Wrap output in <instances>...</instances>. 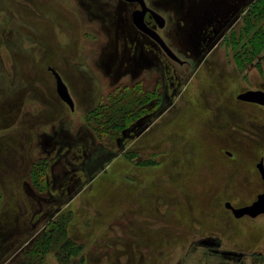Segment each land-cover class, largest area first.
<instances>
[{
	"label": "rangeland",
	"instance_id": "374dc122",
	"mask_svg": "<svg viewBox=\"0 0 264 264\" xmlns=\"http://www.w3.org/2000/svg\"><path fill=\"white\" fill-rule=\"evenodd\" d=\"M145 2L184 64L135 3L0 0V264H195L210 234L264 264V216L223 205L263 190L264 107L237 94L264 90V0Z\"/></svg>",
	"mask_w": 264,
	"mask_h": 264
},
{
	"label": "water",
	"instance_id": "95a60500",
	"mask_svg": "<svg viewBox=\"0 0 264 264\" xmlns=\"http://www.w3.org/2000/svg\"><path fill=\"white\" fill-rule=\"evenodd\" d=\"M126 2H136L139 7L135 8L131 12V20L134 26L139 29L141 32L149 36L155 42L159 44V46L163 49V51L171 57L173 60L181 63L182 61L178 58V56L171 50V48L166 44L164 39L158 33V31L149 26L145 21V15L149 14L150 17L155 22L157 28H162L165 24V18L159 14L154 9L150 8L145 0H123ZM52 73L55 78L56 84V92L58 96L66 102L71 108H73V100L69 94L68 88L61 76L55 70H52ZM237 98L239 100L248 101L260 105H264V90L262 89H246L237 94ZM257 167L260 171L261 177L264 181V166L262 160L257 163ZM228 207H230L236 216H242L248 214L250 216H256L260 213H264V191L261 192L257 198L250 204L244 205L241 207H232L230 203H226Z\"/></svg>",
	"mask_w": 264,
	"mask_h": 264
},
{
	"label": "flooded vegetation",
	"instance_id": "af4514ba",
	"mask_svg": "<svg viewBox=\"0 0 264 264\" xmlns=\"http://www.w3.org/2000/svg\"><path fill=\"white\" fill-rule=\"evenodd\" d=\"M125 2V1H124ZM128 3H135V4H137L136 2H128ZM137 7H139L138 6V4H137ZM137 7H135V8H137ZM134 8V9H135ZM133 9V10H134ZM132 10V11H133ZM147 15H149V14H146L145 15V21H146V16ZM150 16V15H149ZM151 18V17H150ZM152 19V18H151ZM153 20V19H152ZM154 22V21H153ZM146 23H147V21H146ZM155 23V22H154ZM148 24V23H147ZM134 25V24H133ZM149 25V24H148ZM150 26V25H149ZM164 26H165V24H164ZM163 26V27H164ZM162 27V28H163ZM154 28V27H153ZM156 28H157V26H156ZM162 28H158V29H162ZM139 30V29H138ZM157 30V29H156ZM140 31V30H139ZM143 33V32H142ZM144 34V33H143ZM146 35V34H145ZM149 37V36H148ZM150 38V37H149ZM153 40V39H152ZM154 41V40H153ZM157 43V42H156ZM158 44V43H157ZM159 45V44H158ZM162 49V48H161ZM163 50V49H162ZM164 52V51H163ZM165 53V52H164ZM166 54V53H165ZM167 55V54H166ZM168 56V55H167ZM169 57V56H168ZM170 59H172L171 57H169ZM179 58V57H178ZM180 59V58H179ZM173 60V59H172ZM181 60V59H180ZM173 61H175V60H173ZM182 62L181 63H179V62H177V61H175V62H177V63H179V64H184L185 62H184V60H181ZM48 69L52 72V70H54L52 67H48ZM56 71V70H55ZM57 72V71H56ZM53 74V73H52ZM59 74V73H58ZM60 75V74H59ZM54 76V75H53ZM55 79V78H54ZM238 99V98H237ZM239 100V99H238ZM262 160V162H263V166H264V159H263V157H260L259 158V160L256 162V164H255V166H256V169L258 170V172H259V174H260V171H259V169H258V167H257V163L259 162V161H261ZM260 178H261V180H262V183H263V190L261 191V192H263L264 191V181H263V179H262V177H261V174H260ZM261 192H258L257 194H256V196H255V198L251 201V202H249V203H246V204H242V205H239V206H235L232 202H230L229 200H226V201H224V208H225V210L229 213V216H231V218L233 219V220H238L239 221V219L240 218H243L244 217V220L246 221V222H252L253 220H255V218L256 217H258V216H264V213H260V214H258V215H256V216H250V215H248V214H245V215H242V216H236L235 214H234V212H233V210L230 208V207H228L227 205H226V203H230V205L232 206V207H241V206H244V205H248V204H250V203H252L256 198H257V196L261 193ZM262 231H264V230H262ZM198 243L201 245V248H202V251H201V256L198 258V260H196V262H195V264H245V259L247 258V254L249 253L248 251H246V250H242V249H234V248H226V247H223V244H222V242H221V239H220V237L219 236H217V235H214V234H210V235H206V236H203V237H201L199 240H198ZM262 243V242H261ZM263 244V243H262ZM208 250V254H210V256H212V257H214V258H220V260H218V261H216V260H213V262L212 263H210V259H209V257L207 258L206 256H205V250ZM256 250H253L252 249V251L250 252V253H253V255L254 254H258L259 255V253H258V251L257 252H255Z\"/></svg>",
	"mask_w": 264,
	"mask_h": 264
},
{
	"label": "bare ground",
	"instance_id": "6f19581e",
	"mask_svg": "<svg viewBox=\"0 0 264 264\" xmlns=\"http://www.w3.org/2000/svg\"><path fill=\"white\" fill-rule=\"evenodd\" d=\"M126 2V1H125ZM113 3H114V1H113ZM128 3V2H127ZM122 4V3H121ZM122 5H124V7H128V5H126V4H122ZM166 28V25L163 27V29H165ZM60 76H61V78H62V80L65 82V80H64V78L62 77V75L60 74ZM66 85H67V83H66ZM54 87H55V81H54ZM67 88H68V91H69V94H70V96H71V98H72V100H73V104H74V107H75V100H74V98H73V96H72V94H71V91H70V89H69V86L67 85ZM250 89H256V88H250ZM240 101H242V102H245V103H252V102H248V101H243V100H240ZM252 104H254V107H255V105L257 106V105H259V106H261V107H264V105H260V104H256V103H252ZM261 217H263V216H258V217H256L255 218V221H257L259 218H261ZM158 218L159 217H154L153 216V219L155 220V221H158ZM160 220H161V218H159ZM239 221L240 222H244L245 220H244V217L243 218H240L239 219Z\"/></svg>",
	"mask_w": 264,
	"mask_h": 264
}]
</instances>
